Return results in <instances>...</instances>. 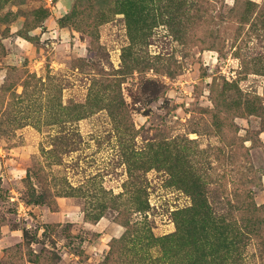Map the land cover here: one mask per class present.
Instances as JSON below:
<instances>
[{"label":"rangeland","instance_id":"rangeland-1","mask_svg":"<svg viewBox=\"0 0 264 264\" xmlns=\"http://www.w3.org/2000/svg\"><path fill=\"white\" fill-rule=\"evenodd\" d=\"M0 264H264V0H0Z\"/></svg>","mask_w":264,"mask_h":264},{"label":"trees","instance_id":"trees-1","mask_svg":"<svg viewBox=\"0 0 264 264\" xmlns=\"http://www.w3.org/2000/svg\"><path fill=\"white\" fill-rule=\"evenodd\" d=\"M205 216H209V217L213 216L211 209L207 206L205 207Z\"/></svg>","mask_w":264,"mask_h":264}]
</instances>
